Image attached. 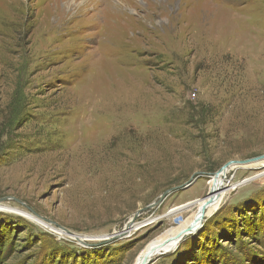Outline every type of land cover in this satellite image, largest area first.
<instances>
[{
  "label": "rangeland",
  "instance_id": "1",
  "mask_svg": "<svg viewBox=\"0 0 264 264\" xmlns=\"http://www.w3.org/2000/svg\"><path fill=\"white\" fill-rule=\"evenodd\" d=\"M261 155L264 0H0V264H264Z\"/></svg>",
  "mask_w": 264,
  "mask_h": 264
},
{
  "label": "bare ground",
  "instance_id": "2",
  "mask_svg": "<svg viewBox=\"0 0 264 264\" xmlns=\"http://www.w3.org/2000/svg\"><path fill=\"white\" fill-rule=\"evenodd\" d=\"M227 173L228 170L226 169L212 176L211 182L209 183L210 188L208 193H210V191L214 192L211 193V195H206L205 198H200L197 200L196 203L198 209L202 210V208H205L206 210H210L214 208L217 205L216 203L218 202V200H220L224 194L230 191L231 185L229 183L227 184L226 182ZM200 212L202 213V211ZM199 215L201 214L199 213ZM133 226L134 225H132L131 227ZM130 228L128 229V231L130 230ZM177 233L178 232L176 230H172L169 233H166L163 238L150 243L148 247L143 251L142 255H140L136 264H141V262H143L144 260H149L152 255H158L161 251L166 250L170 246H172L176 240L175 237L177 236Z\"/></svg>",
  "mask_w": 264,
  "mask_h": 264
},
{
  "label": "water",
  "instance_id": "3",
  "mask_svg": "<svg viewBox=\"0 0 264 264\" xmlns=\"http://www.w3.org/2000/svg\"><path fill=\"white\" fill-rule=\"evenodd\" d=\"M262 159L264 160V155H261V156H257V157H254V158H251V159H247V160H235V161H230V162H228L227 164H225L219 171H217L216 173H215V175L217 174V173H220V172H222V171H224V170H226L229 166H232V165H244V164H251V163H253V162H258V161H262ZM177 189H179V187H174V188H170V189H168V190H166L165 192H163L160 196H159V198H158V200L156 201V202H154L153 204H151L150 206H148L147 208H152V207H154V206H156L158 203H160L168 194H170L171 192H174V191H176ZM213 191V190H212ZM214 192V191H213ZM213 192H211L210 191V193H209V195H211V193H213ZM211 200H212V198H211ZM202 210H205V208H202ZM141 214V212L140 211H138L136 214H135V216L133 217V219L128 223V226L127 227H131L133 224H134V222L136 221V219H137V217L139 216ZM193 226H189L188 228H187V230L188 229H191ZM152 259H149V260H144L143 262H141V264H149V262L151 261Z\"/></svg>",
  "mask_w": 264,
  "mask_h": 264
}]
</instances>
